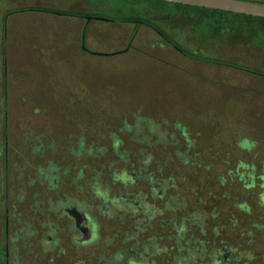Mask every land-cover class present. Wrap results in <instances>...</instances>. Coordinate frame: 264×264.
<instances>
[{"label":"rangeland","instance_id":"1","mask_svg":"<svg viewBox=\"0 0 264 264\" xmlns=\"http://www.w3.org/2000/svg\"><path fill=\"white\" fill-rule=\"evenodd\" d=\"M78 1L0 0V92L7 74L9 95L21 99L18 104L34 105L30 112L35 110L40 126L38 114L49 120L54 132L51 161L65 166L88 164V173L99 170L103 161L120 160L111 151H96L110 145L109 135L116 132L127 156L137 160L144 149L145 156L154 160L147 171L168 178L162 197H152L147 182L128 190L144 193L159 208L150 223L147 218L124 225L100 220L102 238L117 232L115 250L123 246L122 232L142 226L145 237L156 236L160 250L150 260L171 264L178 253L168 238L173 224L184 219L189 232L199 236L192 219L193 213L203 212L208 251L213 241H220L234 251L236 258L229 264H264V31L260 23L222 37L210 22L231 20L227 16L155 0ZM80 13L94 17L85 34L88 48L116 52L132 43L130 49L116 55L81 53L76 45L83 20L74 16ZM130 17L149 19L200 59L183 56L149 25L110 21ZM138 119L145 136L151 135L142 144L125 132ZM150 129L166 133L167 138L158 143ZM123 166L129 164H118L117 169ZM108 170L103 173L104 183ZM119 186L113 185L114 190L120 191ZM74 189L61 175L58 188L49 194L56 198L75 194ZM87 190L81 193L85 200H89ZM65 230L59 234L60 246L44 253L39 247L23 264H108L109 255L102 256L111 251L102 239L96 246L77 250ZM189 232L184 238H189ZM181 244L193 246L184 240Z\"/></svg>","mask_w":264,"mask_h":264},{"label":"flooded vegetation","instance_id":"2","mask_svg":"<svg viewBox=\"0 0 264 264\" xmlns=\"http://www.w3.org/2000/svg\"><path fill=\"white\" fill-rule=\"evenodd\" d=\"M82 17L88 20L94 18L87 13ZM127 20L126 22L147 25L141 19ZM110 21L118 22L116 19ZM158 34L164 39L162 34ZM167 37L166 34L164 41L171 46ZM131 44L116 52L97 53L120 54L130 49ZM82 48L87 50L86 47ZM5 69L7 72V66ZM7 78L6 74L0 92V264L26 263L25 258L39 247L43 253L55 250L60 246L59 234L65 229L71 245L77 250L96 246L102 239L105 247L111 251L102 256L105 259L109 255L106 258L108 264H155L150 257L160 253L156 236L145 237L144 234L147 232L145 228L135 226L131 232L127 230L121 233L124 236L121 239L123 246L113 250L114 239L118 234L107 233L103 239L100 222L118 221L124 225L131 219H134V223H143L147 218L150 223V220L160 213L158 207L146 200L147 195L128 191L140 182H147L151 186L152 197L164 195L168 178L161 179L159 176L155 177L156 172L147 171L149 163L154 160L151 161L149 156H145L144 149L140 151L141 158L132 160L123 147L125 146L123 139L113 132L109 135L112 138L110 145L96 147V151L102 153L111 151L120 159L119 161H103L99 170L94 168L90 173L86 170L88 164L65 166L51 161L50 134L53 131L49 127V120L38 114L42 117V126L37 124L35 122L37 118L33 116L35 110L30 112V106L34 105L18 104L21 99H14L12 93L9 95ZM14 91L16 90L13 88L12 92ZM141 121L138 119L135 127L130 125L126 127L125 132L133 133L134 137H138V143L142 144L151 135L145 136V127ZM178 130L182 137H187L182 128ZM150 131L157 137L158 143L167 138L166 133L162 134L160 130ZM170 135L173 138V135ZM172 142H175V139ZM87 151L91 153L92 147ZM118 164L129 166H123L118 170ZM106 169H109L106 173L109 177L104 183L103 173ZM61 175L69 179L75 187L74 190H78V194L63 193L56 198L50 196L49 192L58 188ZM155 183L158 184L157 188L154 186ZM113 185L122 186L119 188L123 191L114 190ZM86 187L89 200L81 198L82 190ZM204 216L203 212L193 213L192 221L198 225L199 236H194L192 231L189 232L184 219L178 224H173L171 231L173 233L170 232L168 238L174 241L178 253L174 255L171 264H229L230 260L234 259V251L220 241L218 244L213 241L212 248L207 250ZM65 219L68 222L63 224ZM188 232L190 235L186 239L184 236ZM181 240L186 244L193 243V246H184Z\"/></svg>","mask_w":264,"mask_h":264},{"label":"trees","instance_id":"3","mask_svg":"<svg viewBox=\"0 0 264 264\" xmlns=\"http://www.w3.org/2000/svg\"><path fill=\"white\" fill-rule=\"evenodd\" d=\"M155 1L168 3V2L162 1V0H155ZM173 4L177 5V6L185 7V8L189 7V8H192V9H199L201 11L209 12V13H212V14L217 15V16H219V15L220 16H227L228 19H231V20L224 19L223 20L224 22H220V24L212 23V22L209 21L212 24V26H213L212 29L216 31V32L215 31L214 32L218 33V34H222V37L227 35V34H229V33H232V32L234 33V31H236V30L242 31L244 28H246V29L248 27L249 28H254V27H251V26H253V22L260 23L259 26L264 31V18H261V17H253V16H248V15H243V14H236V13L219 11V10H212V9L192 7V6H184V5L175 4V3H173ZM39 10L40 11H44V12L56 13V11H50V10H47V9H39ZM78 15L82 16L84 14L80 13V14H76L74 16H78ZM132 18H134V17H130V18H126V19H120L118 21H128L127 19H132ZM142 20L144 21V23H146L147 25H149L152 28H154L158 33L162 34L164 39H166V34L161 29H159L154 23L152 24L149 19H143L142 18ZM243 20H245V22ZM207 24H209L208 21H207ZM167 41L173 47H175V49H177L183 56H185L187 58H192V59H200V58L196 57L195 55L190 54L187 51H185L182 47L177 45V43L172 41L169 37H167ZM259 74H262V73H259ZM262 75H264V74H262Z\"/></svg>","mask_w":264,"mask_h":264},{"label":"water","instance_id":"4","mask_svg":"<svg viewBox=\"0 0 264 264\" xmlns=\"http://www.w3.org/2000/svg\"><path fill=\"white\" fill-rule=\"evenodd\" d=\"M168 3L181 4L184 6H192L243 14L253 17L264 18V2H256L251 0H162ZM96 19H103L97 17Z\"/></svg>","mask_w":264,"mask_h":264},{"label":"crops","instance_id":"5","mask_svg":"<svg viewBox=\"0 0 264 264\" xmlns=\"http://www.w3.org/2000/svg\"><path fill=\"white\" fill-rule=\"evenodd\" d=\"M88 1V0H87ZM45 13H49V12H45ZM62 16V15H61ZM74 18V17H73ZM76 19L78 18V19H81V20H83V23L80 25V29H79V32H80V37H79V40L77 41V45L76 46H78L79 47V51L81 52V53H87V54H93V53H95V54H97V50H92V49H90V48H88L87 47V45H86V38H85V34H86V31H87V28H88V24H89V22H90V20H88V19H85V18H83L82 16H76L75 17ZM82 46L83 47H86V49L87 50H84L83 48H82ZM34 48H36V47H34ZM95 51V52H94ZM103 53H105V52H108V51H105V50H101Z\"/></svg>","mask_w":264,"mask_h":264}]
</instances>
